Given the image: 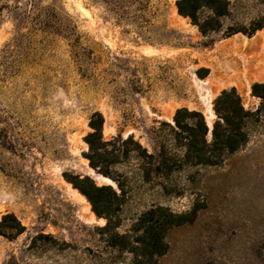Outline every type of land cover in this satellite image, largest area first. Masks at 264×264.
I'll return each instance as SVG.
<instances>
[{
  "label": "rangeland",
  "instance_id": "rangeland-1",
  "mask_svg": "<svg viewBox=\"0 0 264 264\" xmlns=\"http://www.w3.org/2000/svg\"><path fill=\"white\" fill-rule=\"evenodd\" d=\"M177 1L0 0V264H264V101L251 93L264 26L223 37L264 2L229 0L203 34ZM232 88L261 109L247 143L217 166L184 162L197 118L182 111L179 129L176 114L200 113L211 142ZM95 114L110 177L87 159ZM83 178L107 188L100 215Z\"/></svg>",
  "mask_w": 264,
  "mask_h": 264
},
{
  "label": "trees",
  "instance_id": "trees-1",
  "mask_svg": "<svg viewBox=\"0 0 264 264\" xmlns=\"http://www.w3.org/2000/svg\"><path fill=\"white\" fill-rule=\"evenodd\" d=\"M254 1L264 2V0ZM176 6L178 13L190 17L193 24H195L203 34L206 31H214L215 33H218L221 30L220 28H222V20L230 16L231 13V4L229 0H178ZM202 7H207L211 10V14L207 17V22L204 23L205 26L200 24L197 17V12ZM263 26L264 18L253 19L246 25L235 22L233 25L228 26L225 29L223 37L227 38L239 33L252 36L258 30L262 29ZM251 93L253 96L264 101V83H255L252 86ZM213 108L216 115V121L212 129L211 142L207 141L206 137L208 128L200 113L181 110L175 116V125L179 129H183V121L182 118H180L182 111L188 116V118L189 116L191 118H197L195 124L189 127V138H186L188 141V150L185 154V160L183 161L190 163V165H219L226 157L235 153L247 143L250 127L255 124L261 116L260 108L255 112H251L244 108L241 98L234 88L222 91V93L215 99ZM95 117L99 118L100 122H94ZM102 125V116L100 114L93 115L90 122V127L93 129V132L85 137L89 146V155H87V159L89 160L91 168L97 170L98 173L104 176L110 177V171L107 168L100 166L101 163L105 162V159H103L98 153V145L104 144V142H102ZM138 148H140L139 145ZM166 160V158L162 159L161 163H165L166 165ZM170 160L175 161V157L173 156ZM84 180L87 181L88 179H78L77 184L74 183V187L86 196L92 205L93 211H95L97 215H100L102 212L98 209L97 198L102 196L107 188L96 187L92 183L91 189L88 190L81 185H78V183H82ZM110 192L116 196L114 191L110 190ZM9 229L11 231L8 234L9 236L12 235V231H14L15 234H20L23 231V227L19 222L17 229ZM4 235H6V233H4Z\"/></svg>",
  "mask_w": 264,
  "mask_h": 264
},
{
  "label": "water",
  "instance_id": "water-1",
  "mask_svg": "<svg viewBox=\"0 0 264 264\" xmlns=\"http://www.w3.org/2000/svg\"><path fill=\"white\" fill-rule=\"evenodd\" d=\"M211 130V129H210Z\"/></svg>",
  "mask_w": 264,
  "mask_h": 264
}]
</instances>
